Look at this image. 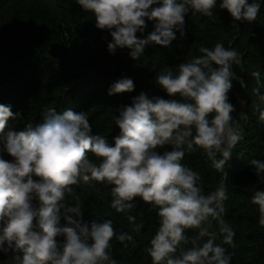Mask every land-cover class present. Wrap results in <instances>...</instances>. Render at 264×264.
I'll use <instances>...</instances> for the list:
<instances>
[{
  "label": "clouds",
  "instance_id": "clouds-1",
  "mask_svg": "<svg viewBox=\"0 0 264 264\" xmlns=\"http://www.w3.org/2000/svg\"><path fill=\"white\" fill-rule=\"evenodd\" d=\"M77 3L94 14L98 29L109 30L108 51L114 54L117 48H128L133 60L144 54L147 45L169 47L176 31L183 37L189 9L210 17L217 7V0ZM260 6L258 0L219 4L234 21L249 23L256 20ZM146 20L154 22L153 30L138 38L137 32L147 27ZM199 51L203 55L179 64L175 74L165 69L156 78L169 97L181 100L149 99L141 93L130 106L121 108L115 117L120 134L114 137V146L105 136L93 134L86 113L65 110L58 114L54 107L46 108L42 123L35 127L29 123L17 132L7 124L20 114L0 104V153L13 158L0 157V221L4 222L0 252L11 251L13 264H117L109 253L111 242H130L133 236L117 234L110 219L85 222L78 198L75 205L65 203L72 185L96 181L111 186V207L117 213L133 209L136 198L157 210L159 226L148 249L153 264H230L231 254L204 227L210 217L216 220L223 243L235 247V233L223 219L227 188L221 184L204 194L199 173L182 160L195 145L206 152L218 172H225L233 148L243 138L240 128L233 126L235 109L228 99L232 79H239L231 70L239 62L238 53L221 43ZM133 90V80L124 77L111 86L109 95ZM255 91L259 95V89ZM259 98L264 102V96ZM260 119L264 121V110ZM165 145L172 149L159 152ZM250 164L257 176L264 174V161L253 159ZM252 203L259 206V223L264 226V190L255 192ZM127 220L135 232L144 226L135 216L128 215ZM189 229H198L199 237L209 238L202 244L197 239L189 241L185 236ZM60 236L65 238L63 243L57 242ZM182 243L193 246L177 255Z\"/></svg>",
  "mask_w": 264,
  "mask_h": 264
},
{
  "label": "trees",
  "instance_id": "trees-1",
  "mask_svg": "<svg viewBox=\"0 0 264 264\" xmlns=\"http://www.w3.org/2000/svg\"><path fill=\"white\" fill-rule=\"evenodd\" d=\"M221 2L217 0L210 17L189 9L183 37L176 31V39L169 47L147 45L144 54L133 60L128 48H117L114 54L108 51V43L112 42L109 30L98 29L94 14L84 11L77 0H0V104L20 114L7 124L17 132L25 130L29 123L33 127L42 123L46 108L54 107L58 114L65 110L86 113L93 134L105 136L114 146V137L120 134L115 117L135 97L145 93L149 99H182L169 97L157 84V76L165 69L175 74L179 64L203 55L201 47L211 49L221 43L234 49L239 62L231 70L243 82V104L237 102L233 79L228 99L235 109L231 114L233 126L240 128L243 138L233 148L225 172H218L206 152L195 145L191 151L186 150L182 163L199 173L204 194L221 184L227 188L223 219L235 233V247L223 243L216 220L210 217L204 227L215 234V243L231 254L230 264H264V226L259 223V206L252 203L255 192L264 190V174L257 176L250 164L253 159L264 161V121L260 119L264 102L259 98L264 96V0H258V16L250 23L234 21L227 10L220 9ZM146 24L143 33L137 32L138 38L153 30V21L146 20ZM253 72H259V78L253 77ZM124 77L133 80L134 90L109 95L111 86ZM171 149V145H165L158 151ZM89 156L99 163L91 153ZM0 157L13 159L6 152ZM71 187L73 191L66 193L65 203L75 205L78 198L85 222L110 219L117 234L133 236L130 242H111L109 253L117 264H153L148 249L159 226L155 208L136 198L133 209L117 213L111 207V186L89 181ZM33 204L38 206L35 200ZM128 215L143 223L139 232L133 231ZM65 223L62 217L61 225ZM3 224L0 221V227ZM198 234V229L185 231L189 241L197 239L202 244L209 238ZM56 239L63 243L65 238ZM192 246L182 243L176 254ZM11 255V251L0 252V264H13Z\"/></svg>",
  "mask_w": 264,
  "mask_h": 264
},
{
  "label": "rangeland",
  "instance_id": "rangeland-1",
  "mask_svg": "<svg viewBox=\"0 0 264 264\" xmlns=\"http://www.w3.org/2000/svg\"><path fill=\"white\" fill-rule=\"evenodd\" d=\"M238 77V76H237ZM234 80V83H235V96L237 98V102L238 104L241 106L243 104V99L241 98V95H240V85L242 86L241 84V79H233Z\"/></svg>",
  "mask_w": 264,
  "mask_h": 264
}]
</instances>
